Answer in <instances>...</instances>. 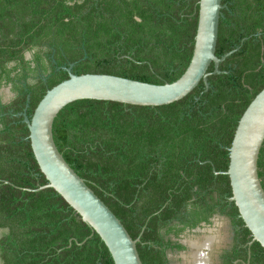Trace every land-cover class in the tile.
Segmentation results:
<instances>
[{
    "label": "trees",
    "instance_id": "1",
    "mask_svg": "<svg viewBox=\"0 0 264 264\" xmlns=\"http://www.w3.org/2000/svg\"><path fill=\"white\" fill-rule=\"evenodd\" d=\"M198 1L110 0L95 6L88 0H0V69L9 61L24 63V51L46 43L58 65L74 64L75 75L171 83L191 59ZM221 4L215 55L245 40L220 63L224 73L208 77L207 91L201 81L182 100L161 107L79 100L53 123L54 142L66 162L131 238H139L142 264H166L157 249L159 228L173 218L179 200L193 196L194 206H207L214 195L231 197L229 178L221 173L228 167V148L241 115L264 88V0ZM67 78L65 71L51 72L45 82L29 86L27 116L48 89ZM25 96L16 99V113ZM22 120L5 116L0 129L2 264H114L99 236L61 196L50 188L33 191L47 182ZM257 167L264 190V141ZM231 208L227 214L235 220L233 202ZM249 241L244 226L243 261L249 250V264H264V250Z\"/></svg>",
    "mask_w": 264,
    "mask_h": 264
},
{
    "label": "water",
    "instance_id": "2",
    "mask_svg": "<svg viewBox=\"0 0 264 264\" xmlns=\"http://www.w3.org/2000/svg\"><path fill=\"white\" fill-rule=\"evenodd\" d=\"M223 8L221 0L198 1L191 59L177 80L157 85L109 74L75 75L72 73L74 64H70L63 68L68 78L46 91L31 117L26 113L20 114L29 131L27 139L34 159L47 182L33 191L50 188L61 196L80 216L82 222L99 236L114 264H142L136 248L139 238H131L120 220L66 162L54 142V120L65 106L79 100L161 107L182 100L201 81L204 91H207L208 77L224 73L219 70L220 63L238 51L245 40L221 57L215 55L218 24ZM211 64L213 70L208 72ZM263 141L264 88L241 115L228 148L227 170L221 172L229 178L230 200L251 235L248 245L256 242L264 250V190L257 167Z\"/></svg>",
    "mask_w": 264,
    "mask_h": 264
},
{
    "label": "flooded vegetation",
    "instance_id": "3",
    "mask_svg": "<svg viewBox=\"0 0 264 264\" xmlns=\"http://www.w3.org/2000/svg\"><path fill=\"white\" fill-rule=\"evenodd\" d=\"M63 1L79 4L85 2V0ZM88 1L98 6L110 0ZM194 11L196 12V6ZM22 56L25 64L9 61L3 65V69H0V129L5 116L18 117L22 113L27 114L31 98L29 86L35 85L39 80L45 82L51 72L64 71L63 68H67L66 65H58L55 62L54 49L46 43L34 45L24 51ZM21 93L26 95V103L23 110L16 113L14 105ZM10 105L11 107H7ZM213 198V204L208 199L207 203L212 205L207 206H194L192 203L196 198L193 196L186 201L179 200L181 206L174 209L173 218L167 219L164 226L159 224L162 228H159L160 244L157 249L162 252L166 264H249V250L246 262L243 261L244 224L240 223L241 218L238 214L235 220L227 214L232 210L230 197L223 194L221 197L214 195ZM158 222L161 223L162 220ZM168 229L171 232L167 233ZM143 230L144 227L141 233ZM3 232L4 230L0 229V236ZM194 235L199 236L197 240L190 239ZM0 264H2L1 257Z\"/></svg>",
    "mask_w": 264,
    "mask_h": 264
},
{
    "label": "rangeland",
    "instance_id": "4",
    "mask_svg": "<svg viewBox=\"0 0 264 264\" xmlns=\"http://www.w3.org/2000/svg\"><path fill=\"white\" fill-rule=\"evenodd\" d=\"M198 237H199L198 235H194V236H191L190 239L191 240H197Z\"/></svg>",
    "mask_w": 264,
    "mask_h": 264
}]
</instances>
